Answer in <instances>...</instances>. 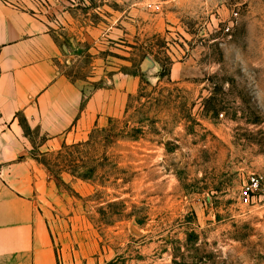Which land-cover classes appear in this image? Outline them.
Listing matches in <instances>:
<instances>
[{"label": "rangeland", "instance_id": "rangeland-1", "mask_svg": "<svg viewBox=\"0 0 264 264\" xmlns=\"http://www.w3.org/2000/svg\"><path fill=\"white\" fill-rule=\"evenodd\" d=\"M56 2L74 82L137 80L87 142L31 152L96 239L116 264H264V199L243 203L264 189V0Z\"/></svg>", "mask_w": 264, "mask_h": 264}, {"label": "crops", "instance_id": "crops-1", "mask_svg": "<svg viewBox=\"0 0 264 264\" xmlns=\"http://www.w3.org/2000/svg\"><path fill=\"white\" fill-rule=\"evenodd\" d=\"M56 1L0 0V264H116L76 197L31 152L87 142L125 111L137 80L118 76L113 88L93 92L74 82L46 16Z\"/></svg>", "mask_w": 264, "mask_h": 264}, {"label": "built area", "instance_id": "built-area-1", "mask_svg": "<svg viewBox=\"0 0 264 264\" xmlns=\"http://www.w3.org/2000/svg\"><path fill=\"white\" fill-rule=\"evenodd\" d=\"M261 192L258 198L264 199V189L262 179L259 177H253L243 192V203L247 206L251 205L253 200L257 198V194Z\"/></svg>", "mask_w": 264, "mask_h": 264}]
</instances>
